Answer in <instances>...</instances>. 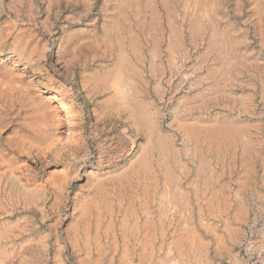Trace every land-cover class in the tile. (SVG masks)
<instances>
[{
	"label": "rangeland",
	"instance_id": "1",
	"mask_svg": "<svg viewBox=\"0 0 264 264\" xmlns=\"http://www.w3.org/2000/svg\"><path fill=\"white\" fill-rule=\"evenodd\" d=\"M0 264H264V0H0Z\"/></svg>",
	"mask_w": 264,
	"mask_h": 264
},
{
	"label": "bare ground",
	"instance_id": "2",
	"mask_svg": "<svg viewBox=\"0 0 264 264\" xmlns=\"http://www.w3.org/2000/svg\"><path fill=\"white\" fill-rule=\"evenodd\" d=\"M35 102V101H34ZM38 102V101H37ZM36 102V103H37ZM37 106V105H36ZM43 110H44V112H46V113H48V115H51V116H49V117H51L52 118V116H54L53 115V111L51 110V108H49L50 107V103L47 101H45L44 103H43ZM38 111V110H37ZM40 111H41V109H40ZM45 113V114H46ZM42 115H43V113H42ZM50 120V119H49ZM49 120H46L47 122L49 121ZM49 122H51L52 123V121L50 120Z\"/></svg>",
	"mask_w": 264,
	"mask_h": 264
}]
</instances>
